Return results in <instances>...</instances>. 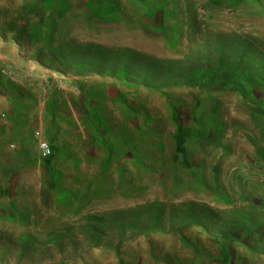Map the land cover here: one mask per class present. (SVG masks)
<instances>
[{"label": "rangeland", "instance_id": "374dc122", "mask_svg": "<svg viewBox=\"0 0 264 264\" xmlns=\"http://www.w3.org/2000/svg\"><path fill=\"white\" fill-rule=\"evenodd\" d=\"M0 264H264V0H0Z\"/></svg>", "mask_w": 264, "mask_h": 264}, {"label": "built area", "instance_id": "2783aa9c", "mask_svg": "<svg viewBox=\"0 0 264 264\" xmlns=\"http://www.w3.org/2000/svg\"><path fill=\"white\" fill-rule=\"evenodd\" d=\"M39 150L43 156H49L53 153V148L51 146V143L48 142L47 140L39 141Z\"/></svg>", "mask_w": 264, "mask_h": 264}]
</instances>
